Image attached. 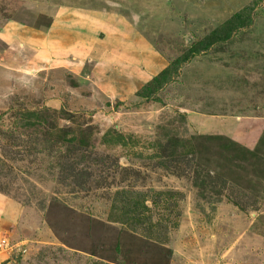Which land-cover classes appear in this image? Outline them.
<instances>
[{
  "label": "rangeland",
  "instance_id": "rangeland-1",
  "mask_svg": "<svg viewBox=\"0 0 264 264\" xmlns=\"http://www.w3.org/2000/svg\"><path fill=\"white\" fill-rule=\"evenodd\" d=\"M0 198L12 264H264V0H0Z\"/></svg>",
  "mask_w": 264,
  "mask_h": 264
},
{
  "label": "crops",
  "instance_id": "crops-1",
  "mask_svg": "<svg viewBox=\"0 0 264 264\" xmlns=\"http://www.w3.org/2000/svg\"><path fill=\"white\" fill-rule=\"evenodd\" d=\"M48 32H50V31L47 29L46 30V34H47L46 36H49L50 35ZM55 35L57 36V34H55ZM46 36L44 35V37L47 38L48 40H46V41L43 40V43L45 44V46L46 45L49 46V49H48L49 52H52V53L57 52V47H56L57 45L60 46V47H63L62 48L63 49V52H65V50H66L65 53H71V52H73V49H74L73 47L74 46L73 45L72 46H69L70 44H74V43H71V41H70L72 39L67 40V42H65V45L64 44L62 45L61 43H59V41H58L59 39L58 40L57 39L56 40H50V38L49 37H46ZM1 251H2V254L0 253V262H3V264H12V262L8 259V256H6L7 254L4 252V250L2 249Z\"/></svg>",
  "mask_w": 264,
  "mask_h": 264
}]
</instances>
